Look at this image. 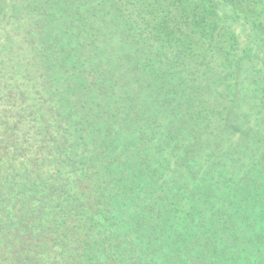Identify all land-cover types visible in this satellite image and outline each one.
Wrapping results in <instances>:
<instances>
[{
  "label": "trees",
  "instance_id": "1",
  "mask_svg": "<svg viewBox=\"0 0 264 264\" xmlns=\"http://www.w3.org/2000/svg\"><path fill=\"white\" fill-rule=\"evenodd\" d=\"M0 264H264V0H0Z\"/></svg>",
  "mask_w": 264,
  "mask_h": 264
}]
</instances>
